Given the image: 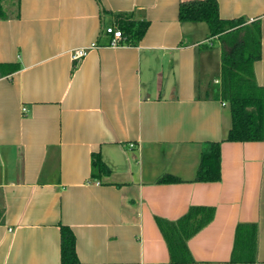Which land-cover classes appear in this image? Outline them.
Instances as JSON below:
<instances>
[{
    "label": "crops",
    "instance_id": "obj_1",
    "mask_svg": "<svg viewBox=\"0 0 264 264\" xmlns=\"http://www.w3.org/2000/svg\"><path fill=\"white\" fill-rule=\"evenodd\" d=\"M181 1L3 2L0 63L18 69L0 68V264H61V225L81 264H264V140H223L224 45L205 22L179 20ZM217 4L221 18L259 22L253 74L264 86V0ZM116 13L148 21L136 45H107ZM211 141L220 178L194 181ZM95 155L107 173L93 175ZM165 174L177 180L158 182ZM191 207L212 216L186 239L189 259H172L157 219ZM237 226L255 229L252 261L232 259Z\"/></svg>",
    "mask_w": 264,
    "mask_h": 264
},
{
    "label": "trees",
    "instance_id": "obj_2",
    "mask_svg": "<svg viewBox=\"0 0 264 264\" xmlns=\"http://www.w3.org/2000/svg\"><path fill=\"white\" fill-rule=\"evenodd\" d=\"M0 0V19L8 15ZM17 2V0H16ZM178 18L184 21H203L208 25V36H218L224 45L221 50L219 98L228 103L231 114V126L223 140L259 141L264 140V86L256 83L253 63L260 58V26L252 20L247 23L243 16L221 18L218 14L217 0H186L178 7ZM116 24L122 33L121 44L136 45L144 34L148 21L135 20L130 14L116 13ZM6 73L18 69L16 63H0ZM220 142L204 143L194 181H216L220 178ZM93 175L108 172L107 166L99 156L92 161ZM177 178L165 174L158 182L176 181ZM191 207L188 212L174 222L157 219V224L165 236L172 259H189L186 239L207 223L211 210ZM236 244L233 247V260L252 261L254 259L255 229L241 232L236 229ZM241 241L244 255L238 256L237 243ZM250 250V253H249ZM60 263L81 264L75 252L73 232L66 225L60 226Z\"/></svg>",
    "mask_w": 264,
    "mask_h": 264
},
{
    "label": "built area",
    "instance_id": "obj_3",
    "mask_svg": "<svg viewBox=\"0 0 264 264\" xmlns=\"http://www.w3.org/2000/svg\"><path fill=\"white\" fill-rule=\"evenodd\" d=\"M104 33L110 36V38H109V40L107 42L108 46H118V45L121 44L122 33H121L120 28L117 26V24L115 22L105 26ZM96 46H99V45L96 42H93L89 46H78V47H75L69 53L70 54V58L72 60H80L81 58H83L87 54V52L90 49H92V48H94ZM25 109L26 108L24 106L21 107L22 111H25ZM130 145H132V143Z\"/></svg>",
    "mask_w": 264,
    "mask_h": 264
},
{
    "label": "rangeland",
    "instance_id": "obj_4",
    "mask_svg": "<svg viewBox=\"0 0 264 264\" xmlns=\"http://www.w3.org/2000/svg\"><path fill=\"white\" fill-rule=\"evenodd\" d=\"M4 2L8 3L9 9L13 11L15 9L16 0H4ZM213 74H210V78L212 79Z\"/></svg>",
    "mask_w": 264,
    "mask_h": 264
}]
</instances>
